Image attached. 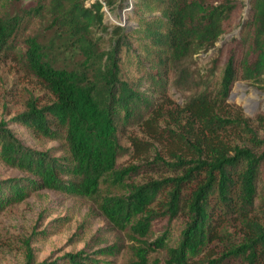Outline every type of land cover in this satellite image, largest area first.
Instances as JSON below:
<instances>
[{"label":"trees","instance_id":"1","mask_svg":"<svg viewBox=\"0 0 264 264\" xmlns=\"http://www.w3.org/2000/svg\"><path fill=\"white\" fill-rule=\"evenodd\" d=\"M86 1L32 0L24 5L10 0L0 13V55L12 53L16 43L24 45L15 58L53 96L41 107L29 99L10 123L36 138L63 139L70 156L62 165L50 151L24 146L7 123H0V163L39 178L41 183L32 181L35 187L77 195L95 193L101 178L110 176L124 193L106 197L102 211L139 237L164 223H181L174 246L167 247L165 228L145 243L134 264H147V249H166L168 264H186L204 250L218 256L212 250L216 245L222 253L207 264H264V113L255 117L254 129L239 116L224 117L222 108L235 82H264V0H135L127 12L135 26H113L107 32V48L91 31L97 25L106 33L103 4L113 12L126 8L123 0ZM236 27L237 35L216 46ZM45 35L71 40L81 56L80 67L54 65ZM211 50L209 75H218L213 84L204 83L203 90L185 99L182 113L188 116V135L171 140L172 162L155 158L156 163L117 169L123 152L119 136L138 125L158 130L160 118L175 115L165 109L170 76L179 83L185 78V61ZM224 50L226 58L219 66ZM234 136L245 145L234 144ZM128 137L140 154L142 144ZM148 167L150 172L178 174L126 184L127 177L145 173ZM60 174L70 180L60 179ZM20 187L15 180L0 181V212L18 198ZM25 260L97 264L81 252L67 254L60 262L34 263L32 254Z\"/></svg>","mask_w":264,"mask_h":264},{"label":"rangeland","instance_id":"2","mask_svg":"<svg viewBox=\"0 0 264 264\" xmlns=\"http://www.w3.org/2000/svg\"><path fill=\"white\" fill-rule=\"evenodd\" d=\"M28 4L32 0H11ZM95 0H87L86 5ZM244 4L248 0H242ZM135 0H133L134 4ZM12 3V2H11ZM10 0H0V13L9 6ZM123 6H128V0H123ZM133 7V5H132ZM125 9V8H124ZM123 9V10H124ZM115 10L103 12L102 23L107 26L106 33H102V26L92 28L94 39L103 38L107 48V32L113 26H135L133 21H128L127 12ZM247 8L242 11L245 17ZM127 23V24H126ZM42 34L44 30L39 27ZM238 28L216 44L220 47L231 37L237 35ZM44 41L50 51V60L59 67H80L78 49L74 48L71 40L60 38L58 35H45ZM24 50V45L16 43L12 53L0 55V123H7L9 129L14 130L24 146L36 152L50 151V155L56 158L60 164H68L70 158L67 146L63 139L50 140L33 137L24 131L22 127L10 123L11 119L26 108L29 99L34 100L37 107L49 104L53 100L51 93L33 75L28 73L22 61L15 58L17 51ZM219 66H222L226 58V50L223 52ZM214 51L206 54H197L187 59L183 65L185 78L179 83L176 77L170 76L168 82V98L170 103L166 110L175 112L172 117L160 118L156 125L158 130L150 131L143 125L128 128L119 136V145L123 148L117 159V169L139 166L146 163H156L155 158L164 162H172L170 158L171 140L181 134L187 137L188 132L184 126L187 114L182 113L184 101L194 93L203 90L204 83L213 84L218 73L209 75ZM228 118L241 117L249 122V125L257 129L255 117L264 113V82L255 83L237 81L233 84L227 100L222 105ZM168 129V130H167ZM259 134H262L260 131ZM128 136H132L141 145L140 154L136 150ZM239 136H242L240 134ZM231 137L234 144L245 145L239 139ZM157 161V166H162ZM140 175H131L126 178V184H143L149 180H161L167 177H175L178 172H167L158 169L154 172L147 171ZM62 180H70L68 175L60 174ZM15 180L21 185L20 195L14 201L6 204L0 212V264H24L25 257L32 254L34 263L45 261L47 263L60 262L67 254L81 252L82 257L96 259L97 264H134L138 263V253H142L146 242L155 240L167 228V247L174 246L178 237L181 223L173 221L171 224H163L161 228H152L148 236L139 237L132 233L129 225H121L116 220L109 219L102 211L103 200L112 195L124 193L122 186L111 183L110 176L101 178L100 185L95 193L77 195L63 190L46 187H35L33 180L41 183L39 178L31 176L19 169L11 168L0 163V181ZM263 219V215H258ZM231 229L234 227L230 226ZM215 254L221 255L220 245H216ZM147 264H168L166 249L161 251H148ZM204 250L200 255L192 256L186 264H207L208 260L217 258Z\"/></svg>","mask_w":264,"mask_h":264},{"label":"built area","instance_id":"3","mask_svg":"<svg viewBox=\"0 0 264 264\" xmlns=\"http://www.w3.org/2000/svg\"><path fill=\"white\" fill-rule=\"evenodd\" d=\"M100 1V0H99ZM133 5V0H128V6H126V8L123 10V12H129L132 8ZM103 9L104 12L107 13L109 15V13L107 12V8L105 7V5L103 4ZM110 16V15H109Z\"/></svg>","mask_w":264,"mask_h":264}]
</instances>
